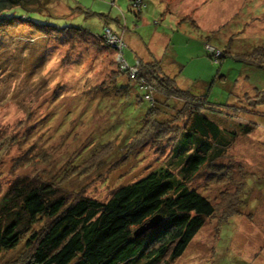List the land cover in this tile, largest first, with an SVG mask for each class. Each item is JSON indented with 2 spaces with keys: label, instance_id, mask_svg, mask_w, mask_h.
I'll list each match as a JSON object with an SVG mask.
<instances>
[{
  "label": "rangeland",
  "instance_id": "obj_1",
  "mask_svg": "<svg viewBox=\"0 0 264 264\" xmlns=\"http://www.w3.org/2000/svg\"><path fill=\"white\" fill-rule=\"evenodd\" d=\"M141 2L136 14L129 0L0 9L4 19L23 15L63 28L44 34L25 21L0 30V192L23 173L58 179L67 191L97 199L158 167L178 176L168 153L181 131L183 103L166 106L158 90L142 83L147 93L118 77V53L95 39L109 28L125 41L129 66L139 57L168 58L163 71L180 89L225 113L210 115L220 127L253 124L247 135L236 131L188 182L213 213L171 264H264V101H258L264 60L259 66L255 49L264 47V0ZM115 80L126 90H117ZM150 93L158 102L149 101ZM151 104L155 114L144 115ZM151 115L157 123L137 142L151 128ZM10 255L2 254L0 264Z\"/></svg>",
  "mask_w": 264,
  "mask_h": 264
},
{
  "label": "trees",
  "instance_id": "obj_2",
  "mask_svg": "<svg viewBox=\"0 0 264 264\" xmlns=\"http://www.w3.org/2000/svg\"><path fill=\"white\" fill-rule=\"evenodd\" d=\"M129 2L134 14L141 12L143 2L137 6L133 0ZM25 21L44 34L63 29L19 15L0 17V30ZM95 39L112 53L115 51L102 41L101 34ZM125 47L124 41L121 51L124 60ZM255 49L256 61L262 66L264 47ZM168 60H138L133 78H128L124 70H119L118 77L126 76L141 88L144 83L158 90L166 106L171 100L183 103L179 109L183 113L181 131L168 153L169 159L176 161L178 176L170 167H158L110 189L105 199H97L67 191L58 179L36 173L15 175L0 192V257L10 253L12 258L6 264H171L182 254L204 219L213 213L210 201L189 188L188 182L205 162L223 152L236 131L247 135L253 124L239 123L234 130L220 127L210 115L225 113L207 106L204 98L180 89L173 77L163 71ZM115 82L117 90H126L119 80ZM158 98L153 99L150 93L149 101L153 104ZM258 101H264V93ZM152 104L144 115L155 114ZM252 112L257 113L254 108ZM154 116L151 115V128L137 142L157 123ZM24 164L22 161L20 168ZM77 174L76 171L71 175ZM153 216H159V222L133 236V231ZM19 249L21 255L13 256Z\"/></svg>",
  "mask_w": 264,
  "mask_h": 264
},
{
  "label": "built area",
  "instance_id": "obj_3",
  "mask_svg": "<svg viewBox=\"0 0 264 264\" xmlns=\"http://www.w3.org/2000/svg\"><path fill=\"white\" fill-rule=\"evenodd\" d=\"M133 4L134 5H139V0H133ZM119 33L110 30L109 28L104 29L101 33V39L102 41L106 44L109 45L111 47L114 48L115 52H117V57H116V61L118 64V69L119 70H124L129 78H133L135 76V64H137V62L134 63V66H129L125 60L122 57V48L124 46V41L122 39V36H118Z\"/></svg>",
  "mask_w": 264,
  "mask_h": 264
},
{
  "label": "water",
  "instance_id": "obj_4",
  "mask_svg": "<svg viewBox=\"0 0 264 264\" xmlns=\"http://www.w3.org/2000/svg\"><path fill=\"white\" fill-rule=\"evenodd\" d=\"M47 1L50 0H0V9L8 8L12 5L19 4L21 8H24L26 10H37L38 12H40V10L43 9L42 5ZM159 220V216L151 217L148 221H146L144 224H142L140 227L133 231V236H137L147 228L159 222Z\"/></svg>",
  "mask_w": 264,
  "mask_h": 264
},
{
  "label": "crops",
  "instance_id": "obj_5",
  "mask_svg": "<svg viewBox=\"0 0 264 264\" xmlns=\"http://www.w3.org/2000/svg\"><path fill=\"white\" fill-rule=\"evenodd\" d=\"M141 58H142V60H141ZM139 60H141L142 62L148 61L147 59H144L143 57H139Z\"/></svg>",
  "mask_w": 264,
  "mask_h": 264
},
{
  "label": "bare ground",
  "instance_id": "obj_6",
  "mask_svg": "<svg viewBox=\"0 0 264 264\" xmlns=\"http://www.w3.org/2000/svg\"><path fill=\"white\" fill-rule=\"evenodd\" d=\"M137 71H138V70H137V69H135V72H136L135 74H137Z\"/></svg>",
  "mask_w": 264,
  "mask_h": 264
}]
</instances>
